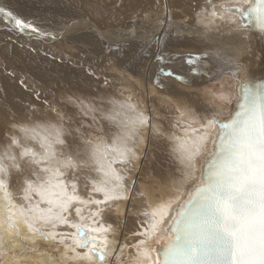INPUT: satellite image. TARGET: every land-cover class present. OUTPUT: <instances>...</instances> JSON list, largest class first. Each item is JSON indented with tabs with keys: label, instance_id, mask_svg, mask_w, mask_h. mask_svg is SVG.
<instances>
[{
	"label": "bare ground",
	"instance_id": "obj_1",
	"mask_svg": "<svg viewBox=\"0 0 264 264\" xmlns=\"http://www.w3.org/2000/svg\"><path fill=\"white\" fill-rule=\"evenodd\" d=\"M192 1H196V4ZM249 1L250 0H240V7L247 5ZM48 2L49 4L51 2L52 5L43 4L42 6L40 5V8H37V3H33V5L26 4V11L24 10L23 12L21 9L19 10L22 14H27L28 16L25 15L26 18L32 19H29V21L39 27L42 33L47 34L37 35L30 30L20 31L15 28L11 21L7 22L12 18L0 13V60L3 62L4 58L6 64L10 63V60L17 64L22 62L28 72L39 78L43 87L45 86L51 89L62 90V87L65 86L73 87L76 90L89 89V87L95 86V80H93L94 78L85 70H81L79 67V70L74 69L69 67L67 62L65 64L64 62L60 64L44 55H40L38 52L33 51L30 53L26 47L18 45L16 42H21V39H34L38 42H43V40L53 42L52 40L46 39V36L59 37L60 34H62L61 40L70 45L73 44L77 47L78 51H83L82 44L87 43L90 46L91 53L99 55L96 57L99 58L98 62H103L104 59H106L105 57L109 56L112 61H116L119 67H123L126 70L129 69V75L134 73L139 76H144V82L142 81L144 85L139 88L146 92V96H149V93L151 94L154 90L160 89L159 91L161 92L174 93L177 98L178 95L175 89H168L165 83H159L154 76L149 73L148 69L140 65L141 62H137V58L134 56L136 54L144 55L150 61L151 58L149 59L148 57L153 53V47L157 45L154 39L157 38L159 32L166 34L173 32L179 37L191 38L190 35L194 32V29H190L191 26H189V23L185 24L186 21L191 19L190 15L188 16L187 14V11H190L188 8L194 11H198L200 8L199 14H201V18L205 16L214 24L220 23L221 19L219 17L222 16L225 17L223 22L225 21L227 24H230V28L233 29V31L238 32L244 30V23L238 18L239 13H237V8L221 10L216 16L212 15V6L214 4L220 2L229 4L232 3L233 0H49ZM155 2H157L158 5L156 4L154 7L153 4ZM40 3H42L41 0ZM0 7H4L6 11L12 12L13 16L16 14V17H22L13 10H10L9 6L5 5L3 2H0ZM177 7L183 9L181 10V12L184 13L182 15L183 17L180 21L179 19L177 21H173L172 19L169 20V16L170 18L174 17L175 11H179L176 9ZM56 8L58 14L61 13L63 15L72 16V21L67 24H62L61 22H56V24L46 23L43 18H39L44 16L43 14L55 13L54 11H56ZM15 9L17 10V8ZM151 10L153 11L150 12ZM161 10H163V14L159 15ZM75 17L80 18L76 19ZM81 17H86L87 20ZM228 17H231V21L227 19ZM23 20L28 21L27 19ZM101 28H106L107 30L111 29L109 31L112 32L108 33L109 31H103ZM7 36H14L21 39L14 40L4 38ZM121 39L127 41L122 49L112 47L115 42ZM9 40H11V42ZM86 40L88 42H86ZM158 52L159 51H156V53ZM172 55H174V60L178 59V54L173 53ZM173 57H168V60L174 62L172 59ZM175 66H179L181 69H188L189 71L191 67H195V65H189L184 61L182 63L179 62L178 65L170 63L166 68L169 67L173 69ZM2 69L1 66L0 71H2ZM1 75H4V72H2ZM129 75L128 79L130 80L131 78ZM151 82L155 86L150 85L149 83ZM130 83L132 82H129V84ZM132 88H134V85L130 88L133 92L134 89L132 90ZM9 89L10 88H6L5 92L0 90V120H5L4 123L7 126L13 123L20 125L19 121H15L13 118L10 119L12 116H17L25 121V125L31 121L35 126V123L32 121L34 118L31 116L39 112L30 105L31 103L35 104L36 97L34 94L30 92H18L19 97L11 98L6 105L4 100L6 99ZM131 91H128L126 100L123 96H121L120 100L127 104L131 98ZM160 97H162V99L159 98L157 100L161 102L159 103L161 105L163 102L167 101V99H165L164 96ZM195 97L196 101L193 103V110L196 113H198L199 108L203 112L208 111L209 108L206 104L205 106L200 105V102L203 103V101L199 99L200 97L197 94ZM233 97L235 99L236 95ZM155 100L156 99L150 100L152 103H149V105L153 110H151V112L148 110L150 113L147 112V115H145V110L143 111L142 105L138 108L131 104H127L128 107H124L120 104L122 107L116 105V113L113 112V110L109 111L112 115L107 116L108 119L113 121L114 118V120L117 121L122 128V134L121 132L119 134L122 136L126 135L127 148H130L132 151L126 153L127 158L124 162H121L118 158L119 151L112 150L113 148H118L119 144H113L111 150L108 152L100 148V151L93 154L92 150L91 156L96 165L95 170L98 174L97 183L89 180L87 182L89 187L85 190H83V188L80 189L81 186L78 187L79 184L77 186L76 183L71 181L68 182L70 184L69 186L64 185L62 181L56 178L57 175L51 173L42 174L39 181L28 182L31 188L28 185L29 189L25 194L29 197L32 191L33 194H35V201H31L27 208L22 210L16 206L13 200L7 202V194L4 189L6 188L5 183L7 180H3L0 177V264H155L152 252L148 248L149 243H151L158 233H164L163 225L170 216L172 206L182 198L186 192L185 189L187 186L196 178L198 161L201 159L202 155L206 153L217 127L213 123L208 124L203 128L204 131L201 135H195L194 130L190 128L189 124L187 127H175L171 123L169 129H162L160 121L154 117V115L158 113V110L155 109L159 105ZM155 103L157 105L154 106ZM113 107L116 108L115 106ZM140 114L144 117L143 124H140L137 120ZM37 128L41 129L44 133V129L39 126H37ZM51 128L54 130L53 127H50L48 129L49 132H51ZM6 129H9L7 132H15L17 135H22L21 127L15 126L12 128L9 126ZM3 132L4 133L0 131V138L2 137L1 134H5V136L8 135L5 130ZM142 132H146V134H142ZM154 132H157V134L159 133L158 136L164 138L165 147L175 158L176 162L180 164L181 168V176L179 178H168L165 187L160 188V194L159 189L154 190V188H152L148 191H142L141 186L130 187L129 178L125 180V176L130 175L128 167L135 165L139 157L138 155L140 154L139 150L134 151L132 149V146H138V143L134 140L147 137L149 141V138L154 137L152 135ZM46 136L47 134L39 135L41 139H45ZM18 140L19 141L15 143L19 145L22 150L19 151V154H14V156L17 157L19 155L20 158H26L29 160V164L36 165L43 173L49 171L50 166H53L54 162H57L55 161V157H53L56 151L55 147H51L43 142V148L46 150L45 152L40 149L38 141L33 142L26 138H19ZM35 147L37 149H35ZM88 151L89 149L87 152ZM25 153H27V155H25ZM106 153L110 155L105 156ZM87 157L89 158L90 155L88 154ZM1 159L3 160L0 164V172L7 170L9 174H15L14 170L17 169L16 171L19 174L18 167L14 166L15 162L13 163L11 161L7 163L3 156ZM114 160L115 162H113ZM64 167L63 165L62 168ZM20 177L25 179L21 174ZM11 185L12 184H10V187H12ZM73 186H75L74 193ZM64 187L67 188L68 194L78 196L79 200L73 201L69 210L61 214L63 216L66 214L71 215L67 220V224L70 225L71 229H67L68 233L65 238H58L59 241L56 242L58 243L56 244L52 242L57 239L56 237L54 239L52 238V232L48 231L49 233H45L49 234V238L46 240L43 235L38 236L31 230H33L34 224H38L42 227L53 224H65L58 220L45 222L34 218L37 215H47V209L49 208H52L53 214L59 212V208L53 204H49L48 200L52 198V194L59 192ZM96 187H102L105 191L95 192L94 188ZM106 194L119 197V199L109 202L108 208L111 207L115 210L107 209L101 215L93 216V214L97 212V209L103 206L92 204L90 201L103 200ZM78 209L79 211H77ZM10 210L14 214L11 219L9 218ZM130 210H132V214H134L139 227L134 225L137 230L134 229L124 233L127 228L126 226L131 225L134 219L125 218L120 214L121 212H130ZM83 212L86 213L84 214ZM91 219H95V223L94 221L92 222ZM153 224H155V228H153ZM29 225H31V229ZM78 225L86 229L100 227L108 228L109 225H111L109 231L106 234H102L107 237V247L103 248L106 256L104 261L97 259L95 256H92L90 259L77 258V254L84 256L85 253H88V249L76 247V241L78 239L76 236V228ZM126 235H129V237L126 238ZM127 239H131V243ZM52 247H56L55 249H57V252L54 253Z\"/></svg>",
	"mask_w": 264,
	"mask_h": 264
},
{
	"label": "rangeland",
	"instance_id": "obj_2",
	"mask_svg": "<svg viewBox=\"0 0 264 264\" xmlns=\"http://www.w3.org/2000/svg\"><path fill=\"white\" fill-rule=\"evenodd\" d=\"M48 1L41 0L42 3H40V0H0V2L8 5L10 10L22 16L19 18L27 19L28 21L30 19L28 17L26 18L28 15L25 13L22 14L19 10L21 9V11L24 12V10L26 11L25 8H27L25 7L26 4L33 5V3H37V8H40L43 4H49ZM157 2L153 4L154 7ZM192 2L196 4V1ZM221 4L226 3L220 2L214 4L212 6V11L215 10L217 14L220 13L221 10L229 9H220L219 6ZM49 5H52L51 2ZM245 6L246 5L241 8L244 9ZM15 8H17V10ZM176 9L179 11H175V16L171 17V19L173 21L179 19L180 21L184 14L181 12L183 9L181 7H177ZM188 9L190 11H187V14L188 16L190 15L191 19L186 21L185 24L189 23V26H191L190 29H194V32L190 35L191 38L179 37L176 34L173 35V32L167 34L159 32L157 38H153L154 41L157 42V45L153 47V53L148 57L149 59L151 58L150 61L144 55L136 54L134 56L137 58V62H141V64H139L148 69L149 73H151L159 83H165L168 89H175L178 95L177 98L174 93H166L163 91L162 93L159 91L160 89L154 90L151 94L149 93V96H146V92L139 88L144 85V76L131 73V75L133 74L132 77L129 75V69L126 70L123 67H119L116 61H112L109 56H106L103 62H98L99 58L96 57L99 55L91 53L90 46L87 43L82 44L83 51H78L77 47L73 44L70 45L61 40L62 34H60L59 37L46 36V39L52 40L53 42L45 40H43V42H38L34 39L23 40L14 36L4 37L14 40L21 39V42L16 43L26 47L30 53L33 51L38 52L40 55H44L60 64H63V62L65 64L67 62L69 67L85 70L94 78L93 80H95V86L89 87V89L76 90L73 87L66 86L62 87V90L51 89L45 86L43 87L39 78L28 72L22 62L17 64L9 59L11 62L6 64L4 58L3 62L0 60V67L2 66L3 68L2 71H0V90L5 92L6 88H10L4 100L5 104L7 105L11 98L19 97L18 92H30L36 97L35 104L31 103L30 105L39 112L31 116L34 118L32 121L35 123V126L31 121L25 125V121L17 116H12L10 119L13 118V120L19 121L20 125L13 123L7 126L4 123L5 120H0V131L2 133H4V130L7 132L9 129L6 128L9 126L12 128L18 126L21 127L22 130V135H17L15 132H7L8 135L5 136V134H1L2 137L0 138V164L2 163L3 159L1 158L3 156L7 163L11 161L13 163L15 162L14 166L18 167L19 172L18 174L16 171L17 169L14 170L15 174H9L7 170L0 172V177L3 180H7L5 183L6 188H4L7 194V202L13 200L18 208L25 210L31 201H35V194H33L32 191L29 197L25 194L29 189L28 185L30 184H28V182H37L41 179V175H45L46 173L57 175L56 178L62 181L66 186L70 185L68 183L69 181L76 183L77 186L79 184L78 187L81 186L80 189L83 188V190L89 187L87 183L89 180L97 183L98 174L95 170L96 165L91 156L92 150L97 146L103 148L101 145V141H103L104 144L108 145V152L111 150L113 144H118V137H122V135L119 134L120 132L122 134V128L117 121L114 120V118L113 121H111L107 117L112 115V113L109 112L110 110L116 113V105L128 107L127 104H131L138 108L142 105L143 111L145 110L144 113L147 115V112H149L148 110H150V112L153 110L149 105V103H152L150 100L156 99L155 101L159 104L161 102L157 99H162L160 96H164L167 101L156 107L155 110H158V113L154 115L155 119L160 121L162 129H169L171 123L175 127H187L189 124L190 128L194 130L195 135H201L204 131L203 128L207 126L209 121L213 120V118L215 120L213 124L217 126L219 122L230 115L232 103L235 100L233 96H237V88L239 86L238 78L240 72H242L243 65L246 64L248 46L244 34L245 28L243 27L244 30L236 32L230 28V24H227L225 21L223 22V20L218 24H214L205 16L201 18V14H199L200 8L198 11H194L191 8ZM152 11L153 10L150 12ZM162 11L163 10L160 11L159 15L163 14ZM54 12L55 13L51 14H43L44 16L39 18H43L46 23L61 22L62 24L70 23L72 21L71 19H73L70 15L58 14L57 8ZM237 13H239V20L243 21L241 12L238 10ZM15 15L14 17H16ZM78 18L80 17L76 19ZM82 19L87 20L86 17ZM10 21L14 24L13 19L7 22ZM101 29L107 32L111 30L109 28V30L106 28ZM111 32L112 31H109L108 33ZM9 41L11 42V40ZM86 42L88 41L86 40ZM156 51L159 52L156 53ZM173 53L178 54L177 60H174ZM160 54H163L165 58L157 60L156 57ZM189 56L198 57L196 63L193 65L201 69V71L191 72L188 69H181L179 66H175L173 69L169 67L166 68L170 63L178 65L179 62H184L185 58ZM168 57H173L172 59L174 62H171L172 60L169 61ZM206 64L210 65V67H207L205 71L203 69ZM160 69H164V72L161 73ZM169 71L173 73L172 76L167 75ZM2 72H4V75H1ZM128 75L131 78L130 80L128 79ZM181 77H183V79H181ZM129 82L132 83L129 84ZM149 84L154 85L152 82ZM133 85L134 88H132V90L134 89V91L132 92L130 88ZM128 91H131V98L129 102L126 101V104L120 99L121 96H123L126 100ZM196 94L200 97L199 99L203 101V103L200 102V105L205 106L206 104L209 108L208 111L203 112L199 108L198 113H196L193 110ZM37 96H39V101L37 100ZM45 100L47 104L43 103ZM157 104L155 103L154 106ZM169 111L173 112L170 113ZM37 126L44 129V133L41 129L37 128ZM50 127L54 128V130H52V128L50 129L51 132L48 131ZM40 134H47V136L45 139H41L39 137ZM142 134H146V132H142ZM152 135L154 137H151ZM152 135L149 141L147 137L134 140L138 143V146H132V149L134 151L139 150L140 154L138 155L139 157L137 156L138 160L135 165L128 167L130 175L125 176V180L129 178L130 187L141 186L142 191H148L152 188H154V190L159 189L160 194V188L165 187L168 178H179L181 176V168L180 164L176 162L175 158L165 147L164 138L159 137V133L157 134V132H154ZM19 138H26L33 142L38 141L40 149L45 152L46 150L43 148V142L51 147H55L56 151L53 157H55V161L57 162H54L53 166H50L49 171L43 173L36 165L29 164V160L26 158H20L19 155L15 157L14 154H19V151L22 150L19 145L13 143V141H19ZM61 140L64 141L63 144L59 143ZM35 149L37 148L35 147ZM88 149L89 151L87 152ZM88 154L90 155L89 158L87 157ZM106 155L109 156L110 154L106 153L105 156ZM69 157L72 158L73 163L77 164L80 161L89 160L90 170L69 166ZM63 165L65 166L64 168H62ZM20 174L21 176L23 175L25 179L21 178ZM10 184H12V187H10ZM108 209L115 210L111 207ZM83 213L85 214L86 212ZM120 215L128 219H134L131 225L126 226L127 228L124 233L139 227L134 214H132V210L125 213L121 212ZM65 216L68 219L71 217L70 214H66ZM91 220L95 223V219ZM134 225H136V227ZM32 229L31 231L38 236L42 235L36 231L37 229L42 233L48 231L52 232L54 237L57 238L52 242L56 243L60 238H65L68 233L67 229L71 228L70 225L66 223L63 225H48L47 227L34 224ZM128 237L129 235H126V238ZM127 240L130 242L131 239ZM52 248L54 253L57 252V249H55L56 247Z\"/></svg>",
	"mask_w": 264,
	"mask_h": 264
},
{
	"label": "snow or ice",
	"instance_id": "obj_3",
	"mask_svg": "<svg viewBox=\"0 0 264 264\" xmlns=\"http://www.w3.org/2000/svg\"><path fill=\"white\" fill-rule=\"evenodd\" d=\"M219 7L237 8L241 15L245 11L240 7V0H233L232 3L221 4ZM247 11L257 15L259 26L264 30V0H255ZM0 13L12 18L15 28L20 31L30 30L37 35L47 34L42 33L33 22L14 17L12 12L6 11L4 7H0ZM212 15H217L215 10ZM219 18L225 19L222 16ZM168 19L171 20L170 16ZM227 19L231 21V17ZM125 43L127 41L121 39L112 47L122 49ZM164 58L163 54L156 57L157 60ZM197 59L198 57L189 56L185 58V62L193 65ZM207 67L210 65L206 64L203 70L206 71ZM190 71L197 72L201 69L191 67ZM160 72L163 73L164 69H160ZM167 75L172 76L173 73L169 71ZM37 100L39 101V96ZM43 103L47 104V101ZM239 107L240 111L234 112L227 122H221L225 131L220 133V146L214 154L215 163L210 178L196 187L198 198L195 208L191 207L194 202L189 200L186 202L188 207H181V215L174 217L177 236L168 242L164 259L159 261V264H264V105L254 102L251 106L240 104ZM137 120L143 124V115L140 114ZM213 122L214 118L209 124ZM225 136L227 139H224ZM59 143L63 144L64 141ZM118 144V148L112 150L119 151L118 158L124 162L126 153L132 151L127 148L126 135L118 137ZM101 145L107 152L108 145L103 141ZM98 151L99 146L94 148L93 154ZM68 164L78 169L90 170L89 160L77 164L69 157ZM29 187L31 188V185ZM94 191L103 192L105 189L96 187ZM116 199L119 197L106 194L103 200L90 201L92 204L103 206L98 208L93 216L101 215L108 209L109 202ZM76 200H79V197L68 194L67 188L64 187L52 194V198L48 200L49 204L59 208V212L53 214L52 208H49L47 215H37L34 218L45 222L58 220L66 224L68 218L61 214L66 213ZM13 215L10 210L9 218ZM29 228L31 229V225ZM110 228L111 225L108 228L86 229L78 225L76 247L88 249V253L84 256L77 254V258L90 259L95 256L104 261L106 256L103 248L107 247V237L102 234H106ZM36 231L46 240L49 238V234L42 233L39 229ZM52 238H55L54 235Z\"/></svg>",
	"mask_w": 264,
	"mask_h": 264
},
{
	"label": "water",
	"instance_id": "obj_4",
	"mask_svg": "<svg viewBox=\"0 0 264 264\" xmlns=\"http://www.w3.org/2000/svg\"><path fill=\"white\" fill-rule=\"evenodd\" d=\"M255 0H250L244 7V14L242 15L245 38L248 46L246 64L243 65L242 72L238 78L239 86L237 88V96L232 103V110L230 115L223 119L221 122H227L233 113L240 111V104L251 106L254 102H259L264 105V30L259 26V21L255 13L247 11L249 5L254 3ZM219 122L213 138L206 153L199 159L197 164V176L187 186L186 192L182 198L172 206L170 216L164 223V233H158L157 236L149 243V249L153 255L155 264L164 259V250L168 246V242L177 236V225L174 217L181 215V207L186 205V202L192 200L194 203L191 205L195 208L198 194L195 189L198 185L205 182L210 178L213 165L215 163L214 154L218 152L220 146V133L224 132L223 123ZM224 139H227L225 136Z\"/></svg>",
	"mask_w": 264,
	"mask_h": 264
}]
</instances>
